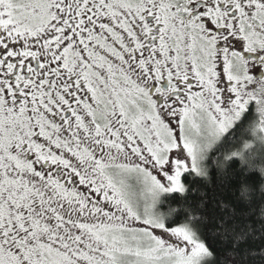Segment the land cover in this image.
I'll return each instance as SVG.
<instances>
[{
    "label": "snow or ice",
    "instance_id": "obj_1",
    "mask_svg": "<svg viewBox=\"0 0 264 264\" xmlns=\"http://www.w3.org/2000/svg\"><path fill=\"white\" fill-rule=\"evenodd\" d=\"M0 264H264V0H0Z\"/></svg>",
    "mask_w": 264,
    "mask_h": 264
}]
</instances>
